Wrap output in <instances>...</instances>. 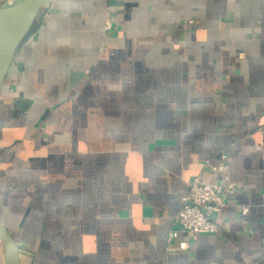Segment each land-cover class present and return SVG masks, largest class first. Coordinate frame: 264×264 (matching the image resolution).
Here are the masks:
<instances>
[{
	"label": "crops",
	"instance_id": "obj_1",
	"mask_svg": "<svg viewBox=\"0 0 264 264\" xmlns=\"http://www.w3.org/2000/svg\"><path fill=\"white\" fill-rule=\"evenodd\" d=\"M263 129L264 0H53L0 88V220L21 264H264ZM223 153L220 230L172 236Z\"/></svg>",
	"mask_w": 264,
	"mask_h": 264
},
{
	"label": "built area",
	"instance_id": "obj_2",
	"mask_svg": "<svg viewBox=\"0 0 264 264\" xmlns=\"http://www.w3.org/2000/svg\"><path fill=\"white\" fill-rule=\"evenodd\" d=\"M112 21L107 19L106 29L111 30ZM264 133V129L262 131ZM227 155L222 154L218 163L206 159L204 166L215 173H223L220 180L208 182L201 177H196L189 184V189L183 197V204L174 216V222L179 226L171 232L172 236L179 231L190 234L192 239H197L201 234H214L220 230V218L227 206V196L237 192V182L228 173ZM243 213H248V208L243 207Z\"/></svg>",
	"mask_w": 264,
	"mask_h": 264
},
{
	"label": "water",
	"instance_id": "obj_3",
	"mask_svg": "<svg viewBox=\"0 0 264 264\" xmlns=\"http://www.w3.org/2000/svg\"><path fill=\"white\" fill-rule=\"evenodd\" d=\"M53 0H6L0 7V88L19 47L33 30L40 11ZM0 242L4 264H21L20 247L0 220Z\"/></svg>",
	"mask_w": 264,
	"mask_h": 264
},
{
	"label": "trees",
	"instance_id": "obj_4",
	"mask_svg": "<svg viewBox=\"0 0 264 264\" xmlns=\"http://www.w3.org/2000/svg\"><path fill=\"white\" fill-rule=\"evenodd\" d=\"M44 7H45V6H44ZM44 7H43V8H44ZM43 8H42V9H43ZM41 11H42V10H41ZM41 11H40V13H39L38 18H39L40 15H41ZM37 21H38V20H37ZM37 21H36V23H37ZM36 23H35V24H36ZM0 251H1V252H0V255H1V262H2V264H4V253H3V248H2V244H1V242H0Z\"/></svg>",
	"mask_w": 264,
	"mask_h": 264
},
{
	"label": "rangeland",
	"instance_id": "obj_5",
	"mask_svg": "<svg viewBox=\"0 0 264 264\" xmlns=\"http://www.w3.org/2000/svg\"><path fill=\"white\" fill-rule=\"evenodd\" d=\"M31 33H32V31H31ZM31 33H30V34H31ZM28 37H29V36H28Z\"/></svg>",
	"mask_w": 264,
	"mask_h": 264
}]
</instances>
